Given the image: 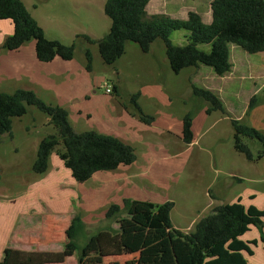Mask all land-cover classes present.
<instances>
[{"label":"rangeland","instance_id":"obj_1","mask_svg":"<svg viewBox=\"0 0 264 264\" xmlns=\"http://www.w3.org/2000/svg\"><path fill=\"white\" fill-rule=\"evenodd\" d=\"M22 1L32 16L38 20L40 26L45 29L49 40H57L67 46L76 45L74 58L77 62H86V49L92 52L94 89L99 95L106 94L103 87L105 82H108L110 86L114 84L116 77L113 75L114 68L122 73L119 77L121 93L115 97L114 101L118 102L116 105L119 108L127 106L135 111L131 97L133 98L132 95L139 89L159 85L170 92V88L177 86L178 94L172 97L173 105L168 110L165 108V111L176 117L184 115L187 109L193 111L197 118L195 132L201 134L200 111L207 104L194 97L190 87L193 83L191 74L194 69H185L177 75L170 69V65L167 67L162 61L163 58L166 59V51L161 40L154 43L152 52L148 54L143 53L137 44L129 43L126 48L127 55L115 63L117 67L108 66L103 62L97 44H89L77 38L86 35L94 40H100L109 33L111 20L104 13L106 0ZM211 2L212 0H152L147 12L150 16L163 14L178 19H187L189 12H196L205 23H210ZM12 33V23L0 21V42L3 37L10 36ZM187 36L188 31L178 30L171 35V41L175 45L183 46L187 43ZM199 48L206 52L210 51V46L207 45H200ZM3 52L0 48V53ZM230 56L231 62L238 70L233 73V77L229 76L230 73L227 74L228 76L225 75L226 77L218 76L211 67L201 65L200 70L194 71L196 86L204 88L202 87L205 85L204 81L211 82L207 84L218 85L223 95L225 93L233 95L228 98V110L240 116L247 108L249 93L255 86L264 93V53L249 54L231 44ZM229 79L232 81H228ZM229 82L230 85L227 86ZM15 91L11 83L0 84V93L12 94ZM39 98L50 103L48 95L42 94ZM159 98L166 102L163 92ZM257 99L261 103L264 94L258 95ZM155 101L157 102V100L145 98L139 100V105L150 114L157 113L159 106L156 105L157 103L154 104ZM178 104H181L179 109ZM254 117L251 123L256 128L264 130L262 120L264 112L260 110ZM218 118H220L219 113L214 114L210 122L212 125L209 124L204 128L208 130L205 134L206 138L213 137L216 132H222L221 126L224 123L216 122ZM49 120L36 107H29L27 115L13 120L12 136H0V261L6 248L17 247L29 252L62 251L67 242L65 232L73 217L79 213L85 223V237L79 241L81 245L87 237L101 230L118 229L119 226L116 223L106 220L105 212L110 204L122 205L124 195L130 194L133 190L140 191L137 194L139 198L157 204L173 202L171 220L179 228L187 227L193 222L192 229L183 231L188 233L193 231L195 223L212 211L207 206L210 201L207 192L213 195V189L207 190L208 185L214 179L216 181L219 176V181H224L229 173L228 164L201 152V138H199L197 145L193 146V149L189 148L180 158L162 155L164 152L159 146L149 152V158H141L143 147L136 144L140 155L136 165L121 167L111 174L96 175L91 183H88L90 181L83 184L72 182L71 172L56 153L51 156L48 172L37 175L32 168L38 145L43 138L56 133ZM75 124L76 131L79 133L91 130L90 123L87 121H83L81 125L75 121ZM174 134L171 131L164 132L162 135L157 133L154 140L156 143L170 141L173 144L176 140ZM221 135L223 139L221 148L225 153L227 147L228 149L232 147L234 138L227 136L226 133ZM243 143L251 149L253 158L258 159L259 151H262L261 143L255 139H243ZM166 148L171 150V147ZM157 151L160 152L156 154ZM238 158H246V156L239 155ZM241 160L244 159L239 160L238 167L244 170ZM216 170L222 173L217 174ZM138 174L140 176L136 177V182H133V178L130 182H126V191L122 192L121 185H125L124 176ZM201 176H205L204 179ZM234 182L232 190L227 191L224 196L228 200L233 199L234 194L245 188L252 187V184L247 181H242V184ZM253 186L263 191L264 182ZM253 229L256 233L259 231L255 227ZM246 236L251 239L254 234L249 231ZM259 244L262 245L261 242ZM261 245L258 250L256 249L253 258H247L249 264H264V251L260 250ZM137 260V254L106 257L104 264H137ZM61 264H79L78 257L71 256Z\"/></svg>","mask_w":264,"mask_h":264},{"label":"trees","instance_id":"obj_2","mask_svg":"<svg viewBox=\"0 0 264 264\" xmlns=\"http://www.w3.org/2000/svg\"><path fill=\"white\" fill-rule=\"evenodd\" d=\"M152 0H106L104 13L111 20L109 33L100 40L78 36L89 44H97L103 62L114 65L126 53L129 43H135L143 53H149L155 42L165 45L171 70L180 74L188 68L204 65L218 76H225L233 68L230 45L249 54L264 53V0H212V20L205 23L196 12L187 19L166 15H148ZM10 21L13 33L3 43V50L14 51L30 41L36 42L37 58L44 63L57 57L73 60L76 45H64L49 40L44 29L32 16L22 0H0V21ZM178 30L188 31L187 43L173 44L171 35ZM200 45L210 46L206 52ZM86 69L92 71L93 54L85 50ZM118 88L115 87V90ZM194 97L207 104V113L227 115L221 99L211 90L192 85ZM139 93L132 98L134 115L151 125L155 118L146 115L138 104ZM259 103L256 96L249 103L247 114ZM36 107L49 119L56 133L43 138L37 149L33 172L44 175L50 167L53 153L78 183L89 181L99 172L116 171L137 160L135 148L117 137L94 130L75 131L69 111L57 104L46 103L30 90L18 89L12 94L0 93V136H12L13 120L22 118ZM195 113L189 111L183 119V141H194ZM235 133V149L252 160L251 149L243 139H255L262 145L258 158L264 157V134L242 121L231 120ZM1 181V176H0ZM123 204H110L105 212L108 221L118 229L107 228L85 237V223L76 214L66 230L67 242L60 252H29L6 248L0 264H61L77 255L79 264H104L106 257L138 254L137 264H248L244 253L254 254L253 247L264 245V208L246 207L241 201L216 206L200 219L188 233L174 228L171 211L174 203L157 204L145 200L123 199ZM125 215V216H123ZM251 227L259 230L260 239L241 240Z\"/></svg>","mask_w":264,"mask_h":264},{"label":"crops","instance_id":"obj_3","mask_svg":"<svg viewBox=\"0 0 264 264\" xmlns=\"http://www.w3.org/2000/svg\"><path fill=\"white\" fill-rule=\"evenodd\" d=\"M7 37L8 36L3 37L2 42H0V48H2L3 46L2 44L4 43ZM152 50H153V46L150 52H152ZM3 51H4L3 53H0V84L11 83L16 90L17 89L30 90L36 93L38 97H41L42 94H44L45 96L48 95L50 98V103L60 105L69 111L70 120L75 131H76L75 121L80 125L83 123V121H87L90 123L91 130L97 131L102 134L117 137L126 144L133 146L135 148L137 158H140V155L137 149L138 146L136 144H140L143 147L142 153L144 155L141 154V158H149L150 155L149 152L151 150H154L156 146L161 147L162 152H164V154L162 155L164 156L166 155L169 158H180L184 154V152H186L189 148L193 149V146L197 145L198 139L201 138V152L205 153L207 156L218 158L220 162H223L224 164L226 163L229 166L228 169L229 173H227V176L225 177L224 181H219L220 180L219 179L220 176H219V178H217L216 181L214 179L208 185L207 190L210 191L213 189V195L207 192V197H210V201L207 204L208 208L213 209L216 206L233 204L238 201H241V203L246 207L254 206L260 210L264 208V189L263 191L258 190L256 186H253V185H261L264 182L263 179L264 157L258 159L253 158L252 160H249L247 158H238L239 155H243V154L237 152L235 149V133L231 123L232 119L242 121L243 123L249 125L250 127L260 130V132H263L264 134V130L256 128L253 125V123H251V119L255 116V114H257L260 110L264 112V99H262L261 103H258V106H256L248 114L246 112L248 111L251 98L254 96L258 97V95L264 94L263 92L258 90L257 86H255V88H253L249 93V103L245 111H243V113L240 116H236L231 111L228 110V98L233 95H231L230 93H225L223 95L222 89L218 85L207 84L211 82L205 83L204 81L205 85L202 87L213 91L221 99L228 115L225 116L221 112H212L211 114H208L207 113L208 107L207 106L203 107L200 111L201 134L200 133L197 134L195 132L196 122H197V118L195 116L193 121L194 141L191 144H186L183 141V119L185 115L191 110L187 109L185 114L181 115L180 117H176V115L174 116L172 113L165 111V108L168 110V108L173 105L172 97L178 94L177 86L170 88L171 90L170 92H168L169 90L166 89L165 87L164 89H162V87H160L159 85L150 86L149 88H145V89L142 88L139 89L137 92L135 91L134 95L139 93L138 104H139V100L145 98L149 100L152 99L157 100V102L156 101L154 102V104L157 103L156 105L159 106L157 113L150 114L140 105L142 111L146 115H150L155 118V121L151 125H148L141 122L138 116L134 115V109L131 108L129 109L127 108V106L126 107L121 106L119 108L116 105L118 102H114L115 97H118L121 93V85H120L119 77L121 76L122 73L119 72L116 68H114V74H113L116 76L115 81L114 84L111 85L112 93L110 95L107 94L99 95L94 89L93 71L91 72L87 71L86 62L79 63L75 60V58L73 60L67 61L59 57H57L54 61L49 63L41 62L37 58L35 41H30L26 43L18 50H14V51L3 50ZM126 55H127V51L123 57H125ZM162 61L167 67H169L170 64L167 57L166 59L163 58ZM116 65L117 64H114L112 66L117 67ZM193 69L194 71L197 72L198 70L201 69V65ZM194 71L192 72L191 75H193V83L197 85L196 77H195L196 72L194 73ZM237 71L238 70H236V67L233 64L232 72H230V75L229 74L228 75L230 77H233L232 76L233 73H236ZM228 75L226 74V76ZM228 81H232V80L229 79ZM193 83L192 85H194ZM192 85L190 86L191 89H192ZM228 85H230V82L229 84H227V86ZM115 87L118 89L115 90ZM162 92L166 98V102L162 101L159 98L162 95ZM180 106L181 104H178V109L180 108ZM216 113H219V117H220L216 120V122L219 121L220 123H224L222 126L218 125L221 126L222 132L221 133L216 132L213 137L210 136L206 138L205 134L207 133L208 130L206 131L204 130V128L210 124L213 115ZM262 120L264 121V117L262 118ZM211 125L212 124H210V126ZM82 130L83 129H81V131ZM168 131L175 133L174 137L176 140L174 141L173 144H171L170 141H166L163 143L155 142L154 137L157 135V133H160V135H162L164 134V132L166 133ZM223 133H226L227 136L229 135L234 138V143H232V147L230 149H228L227 147L226 149L227 152L225 153L222 151L221 148L223 146V144L221 143V141L223 140L221 134ZM166 147H171V150H169ZM145 151L148 152L146 153ZM159 152L160 151H157L155 153L158 154ZM260 152L261 151H259V153ZM240 159H244L241 160V166L245 168L244 170L240 166L238 167ZM136 163L137 160L134 164L130 166H121V167H131L133 165H136ZM113 172L114 171L99 172L89 180L90 182L88 181L87 182L88 183L93 182L96 175L111 174ZM217 172H218L217 174L222 173V171H217ZM125 176H124L125 185L123 186L121 185V191L124 193L127 187L126 182H130L132 178H133V182H136V177L140 176V174L133 176L127 175V177ZM204 177L205 176H201V178L203 179ZM234 181L241 184L242 181H247L252 184V187L245 188L244 190L238 192L237 194H234L233 199L228 200L224 196L227 193V191L232 190L235 183ZM72 182L78 183L73 178H72ZM138 192L140 191L133 190V192H131L130 194L127 195L125 194L124 199L129 198L133 200L149 201L143 198H139V195H137ZM235 198L236 200H234ZM173 226L174 228L181 230L182 232L183 231L186 232L188 231V229H192L193 222H191V224L188 225L187 227L179 228L176 227V225L174 224ZM250 232H253L254 237L249 239L245 234L243 237H241V240H243L244 242H251L253 240L259 241L260 239L259 231L257 233L254 232L253 227H251ZM17 241L20 240L17 239ZM260 245L261 244L258 243L256 247H253L254 254L252 256H249L246 253H244V257L247 260L248 264L249 261L247 258L248 257L253 258L256 254V249L258 250ZM15 249L18 248L16 247ZM260 250L264 251L263 244L261 245Z\"/></svg>","mask_w":264,"mask_h":264},{"label":"built area","instance_id":"obj_4","mask_svg":"<svg viewBox=\"0 0 264 264\" xmlns=\"http://www.w3.org/2000/svg\"><path fill=\"white\" fill-rule=\"evenodd\" d=\"M103 87L105 88V92L107 95H110L112 93V87L108 82H105Z\"/></svg>","mask_w":264,"mask_h":264}]
</instances>
